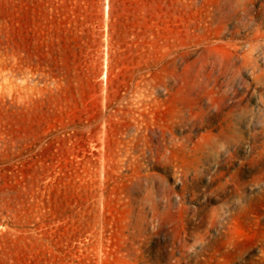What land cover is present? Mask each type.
<instances>
[{
  "label": "rangeland",
  "instance_id": "rangeland-1",
  "mask_svg": "<svg viewBox=\"0 0 264 264\" xmlns=\"http://www.w3.org/2000/svg\"><path fill=\"white\" fill-rule=\"evenodd\" d=\"M0 264H264V0H0Z\"/></svg>",
  "mask_w": 264,
  "mask_h": 264
}]
</instances>
